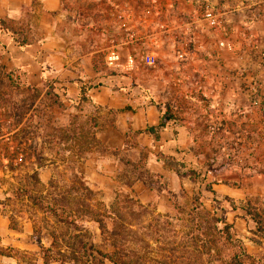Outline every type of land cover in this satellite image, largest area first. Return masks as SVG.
Returning <instances> with one entry per match:
<instances>
[{"label": "rangeland", "instance_id": "obj_1", "mask_svg": "<svg viewBox=\"0 0 264 264\" xmlns=\"http://www.w3.org/2000/svg\"><path fill=\"white\" fill-rule=\"evenodd\" d=\"M63 2L64 39L92 53L100 68L111 46L138 55L152 49L148 36L158 37V64L137 59L134 84L163 104L164 113L170 109L185 133V157L167 156L156 144L138 147L140 159L105 148L97 138L104 128L97 106L49 82L27 85L0 50V264H101L97 253L113 249L132 264H240L232 258L242 248V264H264V241L257 239L264 234V0H210L221 14L218 29L199 21L196 0ZM153 6L162 15L147 13ZM138 145L130 133L127 148ZM108 153L121 159L116 179L92 184L81 171L100 173L97 160ZM214 184L247 196L238 203L216 200ZM17 188L31 190L46 206L77 211V228L29 198H15ZM193 209L221 222L234 210L232 218L248 224L228 223L232 242L213 231L191 234ZM88 215L105 222L104 234ZM112 219L119 220L118 234L110 239ZM196 238L197 247L208 243L209 255L194 251Z\"/></svg>", "mask_w": 264, "mask_h": 264}, {"label": "crops", "instance_id": "obj_2", "mask_svg": "<svg viewBox=\"0 0 264 264\" xmlns=\"http://www.w3.org/2000/svg\"><path fill=\"white\" fill-rule=\"evenodd\" d=\"M63 14V0H0V50L7 55L10 70L19 71L26 84L33 88L49 82L75 100H80L81 90L86 87L87 103L97 106L104 115L101 119L104 128L97 138L105 148L125 154L128 159L131 155L140 159L136 151L141 146L156 144L163 154L183 161L185 133L179 123L168 122L164 129L157 131L158 140L148 132V128L159 126L165 106L151 101L146 88L134 84L137 74L130 65L100 68L92 53L85 54L74 43L67 42L60 30ZM105 115L110 116L108 122L104 121ZM130 133L136 135L139 144L133 150L127 148ZM151 163L161 166L154 159ZM120 164L121 159L116 154L108 153L97 160V165L104 168L102 174L81 173L86 180L98 185L100 178L116 179ZM140 185L144 184L137 182V186ZM245 191L214 184L212 194L216 200L230 198L238 203L245 200ZM232 212L227 214L226 223L237 228L239 221L247 226L245 217H233L235 222ZM257 239L263 242L264 234ZM260 242L249 240L252 247L260 246Z\"/></svg>", "mask_w": 264, "mask_h": 264}, {"label": "trees", "instance_id": "obj_3", "mask_svg": "<svg viewBox=\"0 0 264 264\" xmlns=\"http://www.w3.org/2000/svg\"><path fill=\"white\" fill-rule=\"evenodd\" d=\"M88 97H87V90L86 87H83L81 90V97H80V101L81 102H87ZM174 117L172 115H170V109L167 110V113H164L160 124L157 128H148L147 131L154 134L155 137L157 138V140L159 139L157 131H160L162 129H164L167 125L168 122L170 121H174ZM196 174V173H195ZM85 186V185H83ZM83 190H85L88 195H92L93 192L88 188V187H83ZM14 197L15 198H22V197H26L29 198V200H31L34 204H36L39 208H41V210L50 212L54 215V217L62 224H66V225H70L72 226L74 229L77 228V217H78V212L75 210H70V211H66L65 207L64 209H61V205H59L58 203H54V205H44V203L42 202V200H40L39 197L35 196L32 194V191L29 189H23V188H17L14 191ZM139 204V203H137ZM140 207L143 208L142 205H139ZM87 209H90L89 206H87ZM196 209V208H195ZM195 209H193V211H191L189 213V217H190V222H191V227H190V231L191 234H194V231H199L202 234L206 235L205 233L207 231H213L215 232L216 235V239H219L218 236H222L224 238H226L228 241L232 242V235H231V230H232V225H229L226 222H221L220 219H216L215 216H211L209 213H204V214H195ZM88 214H93V212L88 211ZM87 215V213H86ZM87 217L89 218H93L92 220L97 221L100 224L101 227V231L104 234L105 231V222L102 220H99V215H88ZM113 220V230L110 233V239H112V237H116L118 234V229L116 227L117 222L119 220ZM222 223L224 226L223 228H219L217 225ZM194 238V237H193ZM197 240L194 239L193 245L195 244V241ZM194 251L198 252L200 257L202 258V256L204 255H209L210 251L208 249V243L203 242L202 243V247H197L196 245H194ZM242 248V247H240ZM208 249V250H207ZM242 254L240 253L235 254L232 258V261H236L237 263H241L242 260V256H245V254L247 255L246 251L244 250V248H242ZM45 252H49L47 250H45ZM99 255L101 264H106V263H110V264H132V262L129 260V258L125 255H122L121 252L116 251L115 249H113V251H107V252H98L97 253ZM201 261V260H200Z\"/></svg>", "mask_w": 264, "mask_h": 264}, {"label": "built area", "instance_id": "obj_4", "mask_svg": "<svg viewBox=\"0 0 264 264\" xmlns=\"http://www.w3.org/2000/svg\"><path fill=\"white\" fill-rule=\"evenodd\" d=\"M197 5H199V8L202 11V18L199 21H204L208 27L211 29H218L221 27L222 22L220 21V12L217 10L216 7L210 2V0H196ZM147 13H152L156 16L162 15V10L159 9L157 6H153L152 9H148ZM161 22L157 23L158 27L160 29H164L166 26L163 24H160ZM197 22H193L189 25H192ZM197 27V25H196ZM165 33V32H163ZM132 36V35H131ZM149 38L152 39L153 45L152 49H147L138 55L132 54L129 50L127 55H123L120 50L122 49L123 46L121 45H113L109 48L108 53L106 55V65L108 67H121L124 66L125 64L130 65L131 67H134V64L137 59H140L143 63H145L149 67H155L158 62V56L156 55V52L154 51V47H157L159 44V39L156 35H151L148 36ZM133 38V36H132ZM136 41V39H134ZM157 45V46H156ZM221 45H224L221 43ZM150 48V47H149ZM179 58H184L186 54L184 55L183 53H179ZM125 61V62H124Z\"/></svg>", "mask_w": 264, "mask_h": 264}]
</instances>
